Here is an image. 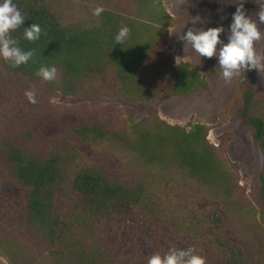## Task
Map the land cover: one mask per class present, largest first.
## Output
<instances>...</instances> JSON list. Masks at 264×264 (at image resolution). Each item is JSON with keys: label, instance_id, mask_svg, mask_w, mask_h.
I'll return each instance as SVG.
<instances>
[{"label": "trees", "instance_id": "obj_1", "mask_svg": "<svg viewBox=\"0 0 264 264\" xmlns=\"http://www.w3.org/2000/svg\"><path fill=\"white\" fill-rule=\"evenodd\" d=\"M24 27L12 33L34 50L25 65L0 59V257L9 264H147L153 254L195 246L206 264H264V170L251 190L238 166L192 129L142 117L110 127L98 113L64 110L74 101L131 104L189 96L209 83L178 62L174 17L162 0H14ZM103 7L99 16L92 10ZM127 26L124 45L115 35ZM57 68L53 81L35 73ZM257 69L239 79L236 106L264 153V95ZM34 90L36 103L26 91ZM117 113L113 118H117Z\"/></svg>", "mask_w": 264, "mask_h": 264}, {"label": "rangeland", "instance_id": "obj_2", "mask_svg": "<svg viewBox=\"0 0 264 264\" xmlns=\"http://www.w3.org/2000/svg\"><path fill=\"white\" fill-rule=\"evenodd\" d=\"M169 13L174 17L170 27V44L178 62H188L197 67L209 83L208 89H200L189 96H176L154 99L143 103L131 104L120 98H109L103 102L74 101L64 110H84L98 113L110 127H119L128 118L129 106H137L142 117L149 105L158 108L162 119L174 125L192 129L196 124L209 128L210 142L225 150L229 160L238 166L240 184L249 192L257 175L264 170V153L257 145L253 132L248 129L236 106L237 99L243 97L239 84L241 71L230 83L221 75L218 57H201L191 45L178 39L189 28L204 29L223 27L221 39L228 42L232 14L243 5L247 14L256 20L264 33V24H259L258 12L264 7V0H162ZM223 45H218V50ZM258 53L264 55V38L255 44ZM256 91L264 95V69L256 71ZM117 113V118L113 115ZM0 264H9L0 257Z\"/></svg>", "mask_w": 264, "mask_h": 264}, {"label": "clouds", "instance_id": "obj_3", "mask_svg": "<svg viewBox=\"0 0 264 264\" xmlns=\"http://www.w3.org/2000/svg\"><path fill=\"white\" fill-rule=\"evenodd\" d=\"M103 7L92 10L94 16H99ZM259 24H264V7L258 12ZM25 16L17 7L14 0H0V59L12 68L27 64L34 55V50H24L20 47V39L14 38L12 33L23 26L22 38L35 42L40 39L42 28L38 23L24 27ZM223 27L204 29L189 28L178 39L191 45L201 57H218L221 75L226 83L241 71L264 69V55L257 52L255 44L264 38L256 20H253L245 11L243 5L237 7L232 14L230 35L224 43L221 34ZM130 34L127 26H121L114 39L117 45H124ZM218 45H223L218 50ZM35 75L43 81H53L57 76L55 66L41 65ZM25 96L30 103H36L34 90L26 91ZM147 264H206V258L197 254L195 246L188 248H170L163 255L153 254L147 259Z\"/></svg>", "mask_w": 264, "mask_h": 264}]
</instances>
